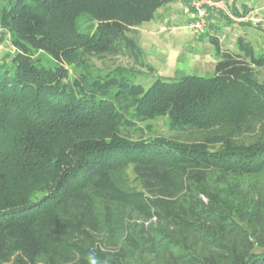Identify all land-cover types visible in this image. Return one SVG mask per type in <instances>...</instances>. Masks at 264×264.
Wrapping results in <instances>:
<instances>
[{
	"label": "trees",
	"instance_id": "obj_1",
	"mask_svg": "<svg viewBox=\"0 0 264 264\" xmlns=\"http://www.w3.org/2000/svg\"><path fill=\"white\" fill-rule=\"evenodd\" d=\"M173 1L0 0V264H264V50L208 34L211 75L148 87L90 63Z\"/></svg>",
	"mask_w": 264,
	"mask_h": 264
},
{
	"label": "rangeland",
	"instance_id": "obj_2",
	"mask_svg": "<svg viewBox=\"0 0 264 264\" xmlns=\"http://www.w3.org/2000/svg\"><path fill=\"white\" fill-rule=\"evenodd\" d=\"M226 1L231 17L214 12V18L212 21H207L202 30L189 32L184 29L187 21L178 18L184 15L182 12L187 6L186 0H178L175 7L179 9L180 14L172 12V8L157 10L154 17L156 21L143 22L128 33L143 50V54L139 58L123 53L116 56L93 57L90 59V63L94 69L101 73L115 67L131 69L135 73L131 76L132 80L148 87L156 75L173 80H177L185 74L211 75L214 69V48L207 39L209 33L216 35L219 42L230 49L235 47V38L242 35L245 40L250 42L255 52L264 50V0ZM187 12L189 13L188 10L186 14ZM165 18H169V22L163 23V27H166L164 30L160 32H155V29H149V32L145 31V28L154 25V23L163 22ZM8 37V33H5L4 50L1 56L12 51L8 44ZM37 56L42 59L44 64H50L48 56L41 53ZM148 66H151L153 71H150ZM257 74L259 79H264V70H258ZM151 125V131L143 129L145 137L161 136L178 140L191 137L186 133H178L169 129L165 117L153 120ZM141 127L143 126L141 125ZM127 136L130 139H137L138 133L132 132Z\"/></svg>",
	"mask_w": 264,
	"mask_h": 264
},
{
	"label": "built area",
	"instance_id": "obj_3",
	"mask_svg": "<svg viewBox=\"0 0 264 264\" xmlns=\"http://www.w3.org/2000/svg\"><path fill=\"white\" fill-rule=\"evenodd\" d=\"M192 12L190 21L184 25L189 32L202 30L208 21L211 12H217L224 16L231 17V12L226 0H187ZM5 30L0 26V55L4 50Z\"/></svg>",
	"mask_w": 264,
	"mask_h": 264
},
{
	"label": "crops",
	"instance_id": "obj_4",
	"mask_svg": "<svg viewBox=\"0 0 264 264\" xmlns=\"http://www.w3.org/2000/svg\"><path fill=\"white\" fill-rule=\"evenodd\" d=\"M178 3V0H175V1H173V2H170V3H167V4H165V5H163L162 7H160L159 9H158V11L159 10H162L163 8H172V12H177L178 14H180L179 13V9H176V7H175V5ZM186 3H187V6H186V8H185V11H183L182 13L184 14L183 16L181 15V16H179L178 18L179 19H181V20H185V21H190V19H191V17H192V12H191V9H190V7H189V5H188V2H187V0H186ZM189 11V13L187 12V14H186V11ZM214 12H211L210 13V15H209V18H210V20H209V18H208V21H212V18H214V14H213ZM155 17V16H154ZM171 18V17H170ZM176 18V17H175ZM178 18H176V20H178ZM153 21H156L154 18L152 19ZM169 22V18H165L164 20H163V22H157V23H154V25H152V26H150V27H148V28H145V31L146 32H149V29H155L156 31L155 32H160L161 30H164L166 27H163V25L164 24H167ZM164 23V24H163ZM209 34H211V33H209ZM140 36V35H139ZM147 36H149V35H147ZM10 52H12V51H10ZM175 56V55H174ZM213 58H214V64H215V57H214V52H213Z\"/></svg>",
	"mask_w": 264,
	"mask_h": 264
}]
</instances>
